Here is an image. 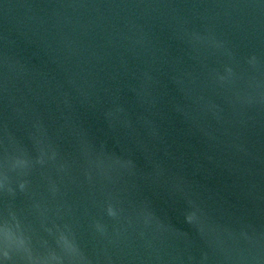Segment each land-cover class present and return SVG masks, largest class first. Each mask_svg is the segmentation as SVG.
Returning a JSON list of instances; mask_svg holds the SVG:
<instances>
[{
	"label": "water",
	"instance_id": "1",
	"mask_svg": "<svg viewBox=\"0 0 264 264\" xmlns=\"http://www.w3.org/2000/svg\"><path fill=\"white\" fill-rule=\"evenodd\" d=\"M0 264H264V0H0Z\"/></svg>",
	"mask_w": 264,
	"mask_h": 264
},
{
	"label": "clouds",
	"instance_id": "2",
	"mask_svg": "<svg viewBox=\"0 0 264 264\" xmlns=\"http://www.w3.org/2000/svg\"><path fill=\"white\" fill-rule=\"evenodd\" d=\"M108 215H109L110 217H115V216H116V213H115V211H113V209H112L111 206H109V208H108ZM186 220H187L188 223H192V222H193V217H192L191 215H188V216L186 217ZM103 231H104V229L101 230V232H103Z\"/></svg>",
	"mask_w": 264,
	"mask_h": 264
}]
</instances>
